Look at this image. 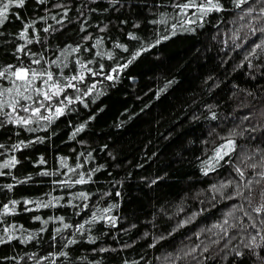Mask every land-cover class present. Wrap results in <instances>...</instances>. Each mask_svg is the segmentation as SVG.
<instances>
[{
  "label": "trees",
  "instance_id": "16d2710c",
  "mask_svg": "<svg viewBox=\"0 0 264 264\" xmlns=\"http://www.w3.org/2000/svg\"><path fill=\"white\" fill-rule=\"evenodd\" d=\"M56 2L48 0L46 5H38L35 0H28L25 8L11 9L22 13L28 23L37 21V30L52 26L50 33H40L47 37L44 49L36 43L30 46L45 51L49 61L59 56V50L66 44L75 46L79 42L87 48L96 38H103L99 49L92 52L82 49L79 56L91 57L107 70L108 65L115 66L118 60L124 63L141 42L147 44L161 35H171L173 25L177 32L144 52L120 74L118 82L101 80L97 85L101 95L94 103L91 100L95 93L90 95L86 101L88 108L77 103L72 105L76 112L54 120L50 126L41 122L46 131L37 124L31 125L38 129L35 132L12 124L0 128V144L4 145L0 148V231L8 228L9 234L20 239L34 237L26 243L14 239L0 244V264H171L163 259L166 254L186 251L200 240L210 244L217 238L212 233L205 231L200 240H196L194 233L210 228L225 215L228 205L236 203L221 199L211 190L212 185L230 179V172L233 176L235 173L231 165H225L204 176L201 171L204 161L214 155L215 148L224 143L222 137L232 131L237 133L233 137L237 144L233 159L237 153L256 154L255 161L248 163L259 162L264 157V54L258 50L260 59L252 57L249 68V62L244 59L248 44L240 48L233 44V33L245 23L237 18L240 10L213 12L202 25L193 16L196 22L186 26L194 31H185L177 23L176 10L170 6L173 0H127L126 6L117 5L119 11L112 8L109 0H98L88 3L86 9L81 8L88 24L84 25L87 32H80L84 17L77 8L85 0H65L72 8L67 18L60 15L62 9L51 7ZM162 16L168 20L166 25L149 22ZM61 19L65 20L63 25L57 23ZM135 23L140 26L133 27ZM105 25L106 30L101 32L99 28ZM21 27L20 20L10 15L4 28H0L4 32L0 36V67L17 63L12 52L16 44L22 43L15 39ZM130 32L140 39H129ZM89 33L92 40L81 39ZM239 35L241 40L235 41L237 45L250 33L242 28ZM116 42L126 45L129 52L115 48ZM95 51L111 52L113 59L94 57ZM76 58L77 54L67 56L66 73ZM24 60L28 62L27 57ZM169 82L173 83L169 85ZM0 85L10 86L6 81H0ZM166 85H169L166 90L161 91ZM213 113L216 119H212ZM93 115L95 119L72 138L75 127ZM37 137H44V142L29 144L22 151L12 149L21 140L27 143ZM13 156L18 163L3 167ZM41 157L44 163H40ZM77 165L82 166L77 168ZM45 172L48 174L41 175ZM89 173L92 176L89 183L69 185L68 181H75L80 174H85L87 179ZM246 175L255 176V173L249 169ZM261 188L264 182L253 185L254 204L260 200ZM80 192L88 194L89 199L75 198ZM13 201L18 203L13 205ZM24 201L34 203L26 205ZM49 201L52 204L48 207H37ZM113 204L118 207L108 215L117 218L115 226L99 219L86 223L92 219L93 212L102 216L103 210ZM4 205L8 206L9 214H4ZM195 211L202 214L168 235L178 221ZM64 223L71 227L64 229ZM80 224H84L83 235L76 231ZM57 228L61 232L57 233ZM248 233L256 235L252 228ZM260 235L257 243L261 247L251 252L240 243V236L223 251L220 249L224 241L210 245L204 255L211 259L203 264H264V259L256 255L264 256ZM161 236L167 239L149 247ZM90 238L94 242H89ZM243 238L245 242L250 239L247 233ZM69 239L77 243L65 247ZM237 246L245 253L243 257H235L231 251ZM61 252L67 256L60 255ZM177 264H195V261L189 257Z\"/></svg>",
  "mask_w": 264,
  "mask_h": 264
},
{
  "label": "snow or ice",
  "instance_id": "6c2138e0",
  "mask_svg": "<svg viewBox=\"0 0 264 264\" xmlns=\"http://www.w3.org/2000/svg\"><path fill=\"white\" fill-rule=\"evenodd\" d=\"M98 0H85V4L77 8L80 12V16L84 17L80 29V32H87V28L84 27L88 24V18L84 16V11L81 8H87L88 3H97ZM28 0H0V28H4L5 24L9 21L10 15L20 20L22 27L20 31L16 34L15 39L21 41L22 43L16 44L12 55L15 57L17 63L8 64L6 66L0 67V81H6L10 86L4 87L0 85V128L4 127L5 124H12L16 128H23L29 132H35L38 129L31 127L33 124L41 125L40 130H47L41 122H47V125H51L54 120L59 119L62 116L76 112L77 109L72 107L74 104H81L85 108L89 107V102L87 98L95 93L91 103H94L96 98L101 95V92L97 90L98 83L101 80L118 82L120 74L134 63L144 52L150 51L157 45L165 40L171 39L172 36L176 35L177 27L173 25L171 27V35H161L154 41L150 43L141 42L140 46L135 50L130 52L129 57L124 63L117 61L116 65H108L107 70L105 65L97 64V61L91 57L87 59H81L79 54L83 49L84 52H92L93 49H99L102 45L103 38H96L95 42L90 46L85 48L83 44L77 42L75 46L71 44H66L63 48L59 50V56L51 61L45 58V51L43 50H33L30 46L34 43L40 44L42 49L45 48L47 37H42L40 33H50L52 26L43 27L37 30L35 24L37 21L28 23L24 20L22 13L11 11V9H23L25 8ZM38 5H46L48 0H35ZM114 10L119 11L120 7L127 5V0H109ZM230 5V7H229ZM247 5V7H245ZM259 5V7H257ZM159 5H157L158 7ZM174 10H176V17L179 19L177 23L185 31H194V29L187 27L191 23L198 20L202 25L205 18L215 12H232L235 10H240L236 13L237 18L240 21H245L241 26L242 28H247L250 35H247L243 39L241 44H235L236 40H241L239 32L241 29H237L233 33L232 40L236 48L243 47V44L247 43L248 48L246 49V54L244 59L248 61V67L251 68V58L256 57L260 59L258 55V50L260 54H264V0H184V2H179V0H173L170 5ZM52 8L62 9L60 15L67 18L69 12L72 10L71 4L66 3L65 0H57L56 3L51 5ZM51 10V9H49ZM88 11H97V9H87ZM107 10V9H105ZM192 12V16H189V12ZM196 17L193 20L192 17ZM44 18L42 17L41 20ZM56 20V16L52 17ZM72 21L69 19L68 21ZM152 24H167L168 20L166 17L162 16L160 19L149 21ZM58 24H64L65 20H57ZM126 23V21H122ZM140 25L138 23L133 24V27L138 28ZM91 27V25H89ZM106 25L100 27L101 32L106 30ZM55 31H61V29H55ZM4 32H0V36H3ZM128 38L131 40L140 39L134 33H128ZM82 40L89 41L93 39L91 33L86 36L81 37ZM249 40L251 41L249 43ZM115 48L121 49L123 52H129L126 45L116 42L114 44ZM77 54V58L72 62L73 67L69 69L66 73L65 69L69 68L68 63L65 62L68 55ZM94 57L113 59L111 52L95 51L92 53ZM27 57L28 62L26 63L24 58ZM63 58V59H62ZM124 59V58H121ZM35 65L36 67H33ZM90 65H97L96 67H90ZM243 66V65H242ZM99 77L100 79H96ZM173 82H169V85ZM81 85L83 87H81ZM166 85L165 89L169 86ZM251 95V93H249ZM102 110V109H101ZM21 113H27L28 115H21ZM248 117L246 116L245 119ZM95 119V115L89 117V121L79 124L75 127L74 131L71 133V137L74 138L78 133L83 132L87 123L90 120ZM212 119H216L213 113ZM255 131V128L252 129ZM19 135V132L15 133ZM237 133L235 131L230 132L227 137H222L224 143L218 145L214 150V155L207 161H204L203 167L201 168L202 174L208 176L210 172H215L218 167H224L225 165H231L232 172L229 173L231 176L226 182H220L218 185L214 184L211 190L214 193L219 194L220 198L225 201H235L231 205H228V210L221 220L213 223L210 228L200 229L199 233H194L196 240H200V235L205 231L210 232L213 236L217 237L210 241V244H205L203 240L199 243H194L192 246L188 247L187 250L181 249L180 252L175 254L168 253L164 256L166 262H171V264H177L178 261L188 260L190 257L195 264H203L204 260L211 259V257L205 256L204 253L209 251L210 245H218L221 241H224L223 247L220 249L223 251L228 248V245L232 240L236 239L238 236L241 237L240 243L243 244L244 248L251 250L253 248H260L261 244L257 243V236L261 232H264V188H261L259 193V202H253L251 193L253 191V185H260L264 182V157H261L259 162L248 163V161H255L256 154H243L237 153L235 159L232 158V153L236 152L237 144L236 140L233 138ZM243 134L242 132L240 133ZM44 137H37L36 140H29L25 143L23 140L12 145L14 151H22V148L28 147L29 144L36 142L43 143ZM250 139H255V137H250ZM4 145L0 144V148ZM106 147V146H105ZM83 155V153H81ZM115 158V157H113ZM43 157L40 159V163H44ZM18 161L15 156H13L3 167H14ZM62 163H64L62 161ZM243 165V166H242ZM82 165H77L76 167H81ZM251 169L255 176L246 175L248 170ZM257 169H260L257 171ZM75 170V169H73ZM98 170V169H97ZM48 173H41V175H47ZM255 177H259L256 179ZM28 179H31L29 177ZM92 179L91 173L85 178V174H80L78 179L75 181H68L69 185L72 184H86ZM23 182V181H21ZM155 183V181H152ZM11 189V185L8 186ZM231 188L232 191H226ZM109 195L111 193H108ZM117 196L120 195L119 192L116 193ZM75 198L88 200L89 195L85 192H80ZM216 197L213 196L212 200ZM17 201H13L12 204L15 205ZM24 203L31 204L32 201H24ZM52 202L49 201L42 205H37V207H48ZM117 204H113L103 210L104 215L97 216L95 212L92 214V219L86 221V223H93L95 221L104 220L110 223L112 226L116 224V217L108 215L114 208H117ZM4 214H9V208L7 205L3 206ZM31 211L32 209H26ZM14 211V209H13ZM182 211V209H181ZM237 213L240 215L238 216ZM202 214L201 211H195L187 218L182 219L177 222L175 228L168 235L171 236L175 231L186 227L191 223L198 215ZM35 219L39 220L40 217ZM60 222L63 223V218H59ZM47 223V221H44ZM64 229H68L71 225L64 223ZM252 228L256 231V235L248 233V229ZM84 229V224H80L76 229L80 232ZM215 230V231H214ZM57 233L61 232L60 228L55 230ZM250 237L248 242H245L243 238L244 234ZM32 235H28L23 239L14 237L9 234V229L4 228L0 231V244L10 243L14 239H20V243H26L33 240ZM191 239V236L188 237ZM55 239V237H53ZM161 239H167L166 236L159 237L155 243L149 245V247H156V243H159ZM261 241H264V235H260ZM89 242H94L91 238ZM77 241L75 239L67 240L65 247L67 245L75 244ZM203 245V247H202ZM235 257H243L245 253L239 250V246L231 249ZM60 255L67 256V253L61 252ZM258 258L264 259L261 254H256ZM226 258V257H225Z\"/></svg>",
  "mask_w": 264,
  "mask_h": 264
}]
</instances>
